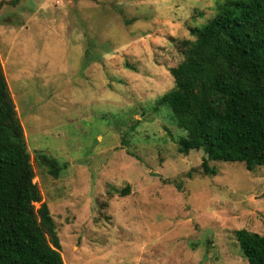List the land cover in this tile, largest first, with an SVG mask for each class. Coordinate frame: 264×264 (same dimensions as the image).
I'll return each mask as SVG.
<instances>
[{
	"label": "rangeland",
	"instance_id": "obj_1",
	"mask_svg": "<svg viewBox=\"0 0 264 264\" xmlns=\"http://www.w3.org/2000/svg\"><path fill=\"white\" fill-rule=\"evenodd\" d=\"M224 1L0 0V60L65 264H248L236 232L264 235V166L205 175L158 104Z\"/></svg>",
	"mask_w": 264,
	"mask_h": 264
},
{
	"label": "trees",
	"instance_id": "obj_2",
	"mask_svg": "<svg viewBox=\"0 0 264 264\" xmlns=\"http://www.w3.org/2000/svg\"><path fill=\"white\" fill-rule=\"evenodd\" d=\"M182 62L169 70L174 87L158 101L187 134L185 156L264 166V0H225L202 27L189 30ZM53 178L55 158L39 157ZM25 131L0 60V264H65L55 222L37 183ZM248 264H264V235L236 232Z\"/></svg>",
	"mask_w": 264,
	"mask_h": 264
}]
</instances>
